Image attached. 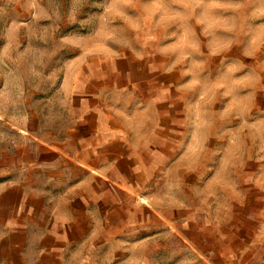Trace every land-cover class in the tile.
<instances>
[{
  "label": "rangeland",
  "instance_id": "rangeland-1",
  "mask_svg": "<svg viewBox=\"0 0 264 264\" xmlns=\"http://www.w3.org/2000/svg\"><path fill=\"white\" fill-rule=\"evenodd\" d=\"M0 264H264V0H0Z\"/></svg>",
  "mask_w": 264,
  "mask_h": 264
}]
</instances>
